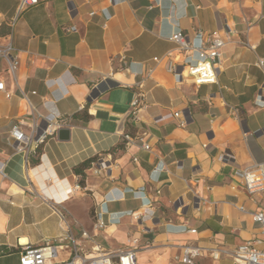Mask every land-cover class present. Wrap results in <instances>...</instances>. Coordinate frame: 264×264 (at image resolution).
<instances>
[{
  "label": "crops",
  "instance_id": "1",
  "mask_svg": "<svg viewBox=\"0 0 264 264\" xmlns=\"http://www.w3.org/2000/svg\"><path fill=\"white\" fill-rule=\"evenodd\" d=\"M18 3L0 0V47L11 44L18 60L12 76L0 58V264H19L18 241L39 247L61 236L53 206L85 252L138 238L137 264H173L189 244L204 249L194 264H233L249 241L264 251L252 219L264 214V193L248 195L238 176L264 162V0H51L20 13ZM223 23L235 32L216 84H175L169 37L181 31L194 43ZM13 126L31 139L27 159ZM98 159L107 174L75 172ZM145 206L153 218L140 225L131 213ZM70 256L59 249L52 262Z\"/></svg>",
  "mask_w": 264,
  "mask_h": 264
},
{
  "label": "built area",
  "instance_id": "2",
  "mask_svg": "<svg viewBox=\"0 0 264 264\" xmlns=\"http://www.w3.org/2000/svg\"><path fill=\"white\" fill-rule=\"evenodd\" d=\"M51 0H19L18 13L23 12L31 7L37 6L42 2ZM235 30L227 23H223L220 29L204 34L200 31L196 32L195 42L187 41L185 35L181 31L173 33L169 40L175 43V50L169 51L166 54L169 62L168 71L172 75L175 84L181 85L185 82H190L194 86L214 85L217 82V70L220 65L222 53L225 45L231 41V35ZM195 58H192V55ZM0 58L3 59L8 66L10 74L14 75V70L18 65L15 49L11 44L0 47ZM157 61V59H154ZM257 67L264 69V59L257 62ZM151 71L146 75L150 76ZM139 88L142 84L139 83ZM0 91L4 92V83L0 81ZM264 92V87L261 88V93ZM7 98L9 93H5ZM142 94L135 96L131 106L136 108L140 104ZM179 117V113L174 114ZM49 118V117H48ZM186 122L184 118L179 120V126L184 127ZM48 128V127H47ZM128 143L131 138L128 135H121ZM10 137L15 142L14 149L16 153L25 155L29 152L31 139L26 137L18 130L17 126H13L10 132ZM142 148L149 150L148 143H145ZM137 162V159H133ZM93 172L99 176H103L110 171V167L103 159H98L91 162ZM240 183L246 193L250 196L264 193V162L258 163L251 167L243 168L238 173ZM81 189L80 184H76L72 191ZM54 213L59 219V225L62 229V234L54 241L46 242L39 247H30L28 244L22 245L17 242L18 262L19 264H55L52 262L56 257L59 249H69L71 256L67 262L57 264H137L136 253L138 251V238L129 237L128 246L124 249L113 251L106 245L95 243L90 252H85L83 246L77 242L74 237L70 225L67 220L65 211L58 207H52ZM241 209H243L241 207ZM132 217L142 225L145 220L153 218V212L148 206L142 207L141 211L131 213ZM253 221L261 227V232L264 234V214L257 212L252 216ZM107 223L100 211H96L93 221V229L102 231ZM195 233V230H190ZM81 240H92V237L86 231H81ZM258 241H249L239 245L231 254L233 264H264V251L255 247ZM221 250L213 248L210 250V257L217 260L221 254ZM204 249L196 245H184L181 248V253L173 257V264H194L198 257H201Z\"/></svg>",
  "mask_w": 264,
  "mask_h": 264
},
{
  "label": "trees",
  "instance_id": "3",
  "mask_svg": "<svg viewBox=\"0 0 264 264\" xmlns=\"http://www.w3.org/2000/svg\"><path fill=\"white\" fill-rule=\"evenodd\" d=\"M90 164H91V161H88V162L82 163L79 167H77V168L75 169V172H76L77 174H79V175L82 176L83 169H84V168H88V167L90 166Z\"/></svg>",
  "mask_w": 264,
  "mask_h": 264
},
{
  "label": "water",
  "instance_id": "4",
  "mask_svg": "<svg viewBox=\"0 0 264 264\" xmlns=\"http://www.w3.org/2000/svg\"><path fill=\"white\" fill-rule=\"evenodd\" d=\"M95 92H96V91H95ZM95 92L91 95L92 97L95 96V94H96ZM65 130H66V129H59V130L57 131V134L60 136L59 138H61L62 135L67 134V131H65Z\"/></svg>",
  "mask_w": 264,
  "mask_h": 264
}]
</instances>
